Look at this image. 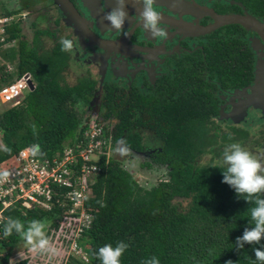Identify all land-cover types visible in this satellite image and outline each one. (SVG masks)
I'll return each mask as SVG.
<instances>
[{"label":"trees","instance_id":"1","mask_svg":"<svg viewBox=\"0 0 264 264\" xmlns=\"http://www.w3.org/2000/svg\"><path fill=\"white\" fill-rule=\"evenodd\" d=\"M25 8L2 9L1 13L14 15ZM4 28L3 40L18 38L19 47L16 76L3 68L0 87L26 72H30L34 87L27 89L17 104L0 110V161L33 143L40 145L39 156L53 157L66 144L83 138L90 120L84 109L92 103L89 99L93 82L85 79L76 85L61 84L66 55L59 44L50 53H39L36 46L29 52L18 21L11 20ZM41 33L36 30L35 35L39 37ZM110 97V93L103 97L106 117L121 103L110 101ZM139 105L135 97L128 107L119 108L112 130L103 125L104 133L111 134V150L120 142L131 154H138L145 147L139 129L149 128L150 137L161 139L160 152H154L153 161L156 168H166V178L144 187L121 159L110 156L105 163L102 156L93 194L85 201L93 213L92 222L79 237L87 259L71 254L66 264H101L96 255L98 246L114 245L120 240L128 244L119 258L120 264H142L144 258L152 255L158 257L160 264H260L253 252L260 243L243 242V247L236 246V237L250 226L249 209L253 202L222 180V171L215 166L219 165L215 157L222 151L217 147L219 135L208 133L211 129L210 125L206 127V116H200L199 110L194 115L188 107L177 106V115L173 116L172 111L162 114L148 104L138 110ZM186 113L193 117L184 116ZM241 135L246 137V131H241ZM221 136L224 141L233 139L229 134ZM207 152L213 154L208 162L202 160ZM145 163L151 167L148 161ZM4 213L22 221H50V225H55L57 219L53 210L37 207L23 213L17 206H10ZM21 238L15 231L5 236L2 229L0 244L10 251Z\"/></svg>","mask_w":264,"mask_h":264},{"label":"flooded vegetation","instance_id":"2","mask_svg":"<svg viewBox=\"0 0 264 264\" xmlns=\"http://www.w3.org/2000/svg\"><path fill=\"white\" fill-rule=\"evenodd\" d=\"M70 1L81 24L94 38L109 43L123 42L121 48H105L90 42L84 35L87 30H80L54 0H28L25 5L28 17L38 4L43 5L38 17L47 19L51 25L38 30L57 38L55 44L60 48L61 36L72 38L71 49L61 48L66 55L62 54L61 73L63 76L65 71L74 80L72 84L85 79L93 82L89 99L92 105L89 102L85 106V115L97 116L112 130L118 109L128 107L136 97L140 102L138 110L148 104L162 114L172 111L173 116L177 115V106L188 107L194 115L196 110L201 111L198 115L206 116V127L210 125L208 133L219 135L217 147L222 151L215 157L219 161L225 145L234 141L242 144L251 139L250 129L253 134H263L260 140L254 141L264 146V0H155L154 7L160 10L165 26L163 37L145 30L137 16L140 8L137 0H127L125 7L129 16L120 29L112 28L105 19V12L115 6V0ZM226 15H251L261 26L254 29L232 22L199 31L212 26L214 16ZM170 21L186 24L189 33ZM107 93L111 94L110 101L121 103L106 117L103 97ZM183 115L193 117L191 113ZM249 118L261 122L258 126L246 124ZM260 127L263 130H256ZM148 129H139L145 145L140 153L150 152L153 161L154 152H160L161 139L150 137ZM241 131H246V137H242ZM224 134L233 139L224 141L221 136ZM151 161L149 165L153 166Z\"/></svg>","mask_w":264,"mask_h":264},{"label":"built area","instance_id":"3","mask_svg":"<svg viewBox=\"0 0 264 264\" xmlns=\"http://www.w3.org/2000/svg\"><path fill=\"white\" fill-rule=\"evenodd\" d=\"M1 16V15H0ZM11 15L0 18V31L4 33L5 22ZM2 39V37H1ZM3 40V39H2ZM28 72L0 87V100L17 104L29 88ZM112 137L103 130V123L93 116L83 132V138L74 145H65L53 157L33 155L29 144L17 151L9 161L0 162V233L6 216L3 210L10 206L22 209L41 208L53 210L56 224L47 223L46 235L49 247L62 246V253L27 249L5 257L0 253V264H66L71 254L81 255L85 260L79 237L90 227L93 213L85 205L93 194V183L101 169V157L105 163L110 158Z\"/></svg>","mask_w":264,"mask_h":264},{"label":"clouds","instance_id":"4","mask_svg":"<svg viewBox=\"0 0 264 264\" xmlns=\"http://www.w3.org/2000/svg\"><path fill=\"white\" fill-rule=\"evenodd\" d=\"M140 4L137 16L142 22L145 30L153 35L161 37L166 35L165 26L162 23L161 12L154 7L155 0H137ZM127 0H115V6L105 12V19L114 29H120L128 18L129 13L125 7ZM60 45L64 50L73 47V40L70 36H61ZM32 82V78H31ZM123 140V138H121ZM33 155L42 154L40 145L33 143L30 146ZM124 153L128 148L120 144L117 149ZM222 165V168L220 167ZM218 166L222 171V180L227 182L238 194H243L246 200L253 202L249 209L250 226L245 227L240 235L236 237V246L243 247V242H258L260 247L253 248L254 256L260 264H264V165L239 142H231L225 145L222 153V160ZM7 170L0 175L6 176ZM45 222L42 219L32 218L28 221L13 216L6 218L3 225V234L10 235L13 231L19 233L31 245L33 249L54 251L49 247V239L45 232ZM128 247L123 241L104 243L96 249V255L101 264H120V256ZM142 264H160L158 257L152 255L144 258Z\"/></svg>","mask_w":264,"mask_h":264},{"label":"rangeland","instance_id":"5","mask_svg":"<svg viewBox=\"0 0 264 264\" xmlns=\"http://www.w3.org/2000/svg\"><path fill=\"white\" fill-rule=\"evenodd\" d=\"M14 2L16 3V5ZM12 3H14V5ZM26 4H28V0H0V15H1L0 18L4 17V15H2L1 13L3 11L2 9L4 10L15 9L19 6H25ZM42 9H43V5L38 4L35 10H33L31 15L28 17V6H27V8H25L22 12L11 15L12 17L11 20H14L15 22L18 21L20 23L21 36L28 44V51L29 52L32 51L35 48L34 46H36L37 48H39V53L43 54L44 52H48L55 45L58 39L49 36L48 33L39 34V37L35 35L36 30L46 29L49 28L51 25V23L48 22L47 19L38 17V15L41 14ZM8 22L10 21L8 20L5 23ZM31 22H33V24H31ZM4 34L6 33H2L0 31V71L3 70L4 68L8 72L12 73L13 77H15L17 72L16 64L18 60V47H19L18 38L9 42H6L4 40L2 41V39L5 37ZM48 53H50V51ZM59 81L61 84H71L74 82V80L71 79L65 71ZM10 105H11L10 103L2 102L0 100V110H3L9 107ZM87 111L88 113H90L91 108H88ZM89 118L92 119L93 115L90 114ZM260 122H261L260 120L249 118L246 121V124H252L253 126H258ZM263 127H260L261 129L257 128L256 130H263ZM250 132L252 133V135L250 133L251 139L249 141H244L242 145L246 149H248L254 156H256V158L261 162L262 165H264V146H261L260 144H257V142L254 141V140H260L263 134L259 132L253 134V131L251 129ZM0 146H3L1 140H0ZM119 146L120 144H117L114 148H112V150L110 151V156L121 159L123 166H125V168H127L128 171L133 174V176L142 186L150 187L152 184L157 183L159 179L166 178V176L164 175L165 172L167 171L166 168L163 167L156 168L155 165L156 162L151 161L152 158L150 157L151 156L150 152L146 151L143 153H138L135 155V157L132 158V154L130 153L129 150L124 153L119 152L117 150ZM211 157L212 154L207 153L203 156L202 160L208 162L210 161ZM144 161H151L153 163L152 164L153 166L148 168V165H146ZM28 245L31 246L24 238L20 240L16 248L20 249ZM52 249H54L53 253L54 252L57 254L62 253V246L60 245L59 246L55 245ZM4 252H5V248H2L0 246V253H4Z\"/></svg>","mask_w":264,"mask_h":264},{"label":"water","instance_id":"6","mask_svg":"<svg viewBox=\"0 0 264 264\" xmlns=\"http://www.w3.org/2000/svg\"><path fill=\"white\" fill-rule=\"evenodd\" d=\"M55 3L65 12L67 13L68 16H70L71 20L75 23L76 26L80 27V30H87L86 33H84V35L89 39L90 42H94L102 47H122L123 46V42H118V43H109V42H104V41H100L98 38H94V36H92V34L88 31L86 26H83L81 23V19L80 16L78 14V12L76 11V9L74 8L73 4L71 3L70 0H54ZM214 24L212 26H208L205 28H200L199 31L203 32L206 30H209L211 28H213L214 26H217L219 24H224V23H240L241 25H243L244 27H251L254 29H258L261 26V23L255 19L253 16L251 15H246V16H242V15H226V16H214ZM167 22V21H166ZM164 23V22H163ZM166 24V23H165ZM170 24L174 25L175 27H178L179 30L181 31H186L187 30V25L186 24H182L176 21H170ZM187 32L189 33V31L187 30ZM191 33H196V32H191ZM102 79H103V72H102ZM34 84L32 82H29V88L33 89ZM94 116V115H93Z\"/></svg>","mask_w":264,"mask_h":264},{"label":"crops","instance_id":"7","mask_svg":"<svg viewBox=\"0 0 264 264\" xmlns=\"http://www.w3.org/2000/svg\"><path fill=\"white\" fill-rule=\"evenodd\" d=\"M28 74H30V72H28ZM30 76H31V74H30ZM31 78H32V76H31ZM32 83L34 84V82L32 81ZM68 85H76V84H68ZM30 88H28V90H29ZM30 90H32V89H30ZM12 105V104H11ZM1 140V139H0ZM2 142V141H1ZM76 143V141L74 142V143H72V144H66V145H74ZM2 145H3V143H2ZM26 146H28V145H26ZM25 147V146H24ZM14 155V154H13ZM12 155V156H13ZM12 156L10 157V158H8V159H4L5 161H9V160H11L12 159ZM4 160H2V161H4ZM1 162V161H0ZM19 209H20V211L21 212H23V213H25L28 209H22V208H20L19 206H17ZM0 209H1V206H0ZM7 209V208H6ZM6 209H4L3 210V214L5 215V210ZM6 216V215H5ZM7 218V217H6ZM6 218H5V220H6ZM4 220V221H5ZM47 223H45V225H46ZM3 225H4V223H3ZM47 229V225H46V227H45V230ZM2 231V230H1ZM21 239H24V237L23 238H21ZM20 239V240H21ZM20 240L16 243V244H14L13 246H11V250L10 251H8V248L7 247H3L1 244H0V246L2 247V248H5V257H7V256H9V255H11V254H16V253H19V252H21V251H23V250H25V249H27L28 248V246H26V247H24V248H16V246H17V244L20 242Z\"/></svg>","mask_w":264,"mask_h":264}]
</instances>
